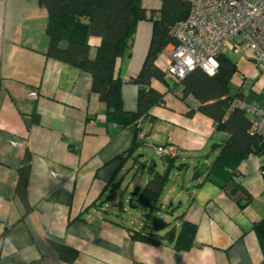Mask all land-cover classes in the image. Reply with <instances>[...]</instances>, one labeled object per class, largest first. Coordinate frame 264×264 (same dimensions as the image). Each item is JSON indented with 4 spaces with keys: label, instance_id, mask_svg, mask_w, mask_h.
<instances>
[{
    "label": "crops",
    "instance_id": "1",
    "mask_svg": "<svg viewBox=\"0 0 264 264\" xmlns=\"http://www.w3.org/2000/svg\"><path fill=\"white\" fill-rule=\"evenodd\" d=\"M142 1L148 14L163 5ZM48 22L41 0H0V264H262L253 228L264 217V152L241 162L234 178L251 200L235 202L222 188L223 179L207 176L220 152L217 145L229 136L199 111L195 96H182V86L170 80H152L151 86L164 94V105L152 107L135 124L109 120L105 104L92 91L91 74L47 55ZM153 30L151 21L141 20L117 61L123 107L130 113L137 111L140 90L131 80L144 65ZM89 40L94 60L101 40ZM170 47L171 42L156 59L162 70L170 63ZM233 55L238 72L231 85L241 104L246 111L250 105L264 107V69L249 50ZM150 144L179 149L173 163L163 165L162 173L169 165L171 170L157 203L164 210L172 200L179 217L172 243L170 232L133 228L110 208L114 183L123 179L130 160L134 168L160 173L155 160L148 163L144 156L148 149L154 153ZM27 152L29 210L17 189ZM140 191L137 187L132 195ZM184 222L194 224L196 233L187 242L190 247L177 249ZM140 231L159 243L135 238ZM54 244L76 249V260H61Z\"/></svg>",
    "mask_w": 264,
    "mask_h": 264
},
{
    "label": "trees",
    "instance_id": "2",
    "mask_svg": "<svg viewBox=\"0 0 264 264\" xmlns=\"http://www.w3.org/2000/svg\"><path fill=\"white\" fill-rule=\"evenodd\" d=\"M160 11L146 13L142 0H41V5L48 10L47 33L49 49L47 55L56 60L75 65L89 72L92 76V91L106 106L107 118L116 120L122 126L135 124L150 113L154 106L164 105L165 97L160 91L151 86L152 80L169 83L165 70L160 69L156 59L165 51L168 43L173 41L171 29L189 15V4L183 0H161ZM157 19H154V17ZM148 19L154 25L152 41L145 57L142 69L134 83L140 86L137 111L130 113L124 110L121 99L123 79L117 74V61L128 51L130 37L136 25ZM101 40L94 60L90 59V37ZM66 42L62 48L60 43ZM238 72L235 60L229 55L219 56V68L216 74L210 75L201 69L192 70L181 81L172 82L182 86L181 95L195 96L199 101V111L214 121L216 130L228 134V139L221 145L219 155L209 166L207 176L214 175L223 179L222 188L235 202L248 204L251 196L241 183L237 182V174L241 162L247 157L264 152V139L252 132L253 118L248 116L241 104V95L231 91V80ZM239 102L234 104V101ZM39 117L35 120L38 122ZM156 145V144H152ZM136 148L133 145L128 156ZM164 158L169 164L174 158ZM31 154L27 152L23 166L19 170L17 184L18 195L29 210L27 201V186L31 171ZM170 166V165H169ZM160 174L151 167L153 177L149 183L138 192V203L158 209V200L163 185L167 182L170 167ZM200 170L198 171V173ZM120 183H114L110 198L115 200ZM122 208L121 203L118 205ZM176 239V248H188L187 242L193 241L196 233L195 225L190 222L182 223ZM254 232L258 237L264 264V217L254 224ZM134 237L151 244L159 242L147 234L135 232ZM61 260L74 262L78 256L76 249L54 244Z\"/></svg>",
    "mask_w": 264,
    "mask_h": 264
},
{
    "label": "built area",
    "instance_id": "3",
    "mask_svg": "<svg viewBox=\"0 0 264 264\" xmlns=\"http://www.w3.org/2000/svg\"><path fill=\"white\" fill-rule=\"evenodd\" d=\"M183 1L189 4L190 12L171 29L166 79L181 81L197 68L214 75L219 56L229 51H251L256 65L264 69V0ZM247 112L253 118L252 132L264 139V107L250 105ZM150 146L158 157H178L179 149L174 144Z\"/></svg>",
    "mask_w": 264,
    "mask_h": 264
},
{
    "label": "rangeland",
    "instance_id": "4",
    "mask_svg": "<svg viewBox=\"0 0 264 264\" xmlns=\"http://www.w3.org/2000/svg\"><path fill=\"white\" fill-rule=\"evenodd\" d=\"M228 55L230 57H233L235 60L237 57L233 55L231 51L228 52ZM231 91L234 92V88L231 85ZM145 158H147V162L149 163L152 159H154L157 164V170H159L160 173H162L164 170L163 165L166 163V160L164 161L162 158L157 157L151 150H146L144 153ZM138 159L141 160V158L138 156ZM142 161V160H141ZM138 164V163H137ZM205 167H203L204 169ZM150 170V168H149ZM163 170V171H161ZM151 171L148 172V170H144L140 166H137L134 168V160H130L128 163V167L126 169V172L124 174L123 179L118 180L120 184H122L119 188L118 197L115 199V202L111 201L110 208L111 210L118 214L122 220L129 224L133 228H142L145 229L150 228L153 229L152 223L155 218H162L165 219L166 222H168V226L165 228L164 231H161L159 233L165 234L166 232H170L171 230L176 232V225L179 222V217L177 216V213H175V209L170 207L171 201H168L166 204L167 207L164 208V210L161 209L160 206H158V209H153L152 207L148 205H144L142 203H138L139 196H133V192H135L137 187H140L141 190L149 183L148 178L150 177ZM176 174L174 175V177ZM174 180H178L180 184L183 183V178H173ZM173 180V181H174ZM172 187V185L170 186ZM170 196V195H169ZM129 198L131 200L129 201ZM121 203L122 208L120 209L118 205ZM179 201H176L175 205L178 206ZM117 207V208H116ZM180 232V231H179ZM178 232V233H179Z\"/></svg>",
    "mask_w": 264,
    "mask_h": 264
},
{
    "label": "water",
    "instance_id": "5",
    "mask_svg": "<svg viewBox=\"0 0 264 264\" xmlns=\"http://www.w3.org/2000/svg\"><path fill=\"white\" fill-rule=\"evenodd\" d=\"M207 171V167H205L203 169V172H206ZM152 226H153V230H155V232H161V231H164L165 228L168 226V222H166L165 219H162V218H155L153 220V223H152ZM169 242H173V239L175 237V232L174 231H170V234H169Z\"/></svg>",
    "mask_w": 264,
    "mask_h": 264
}]
</instances>
